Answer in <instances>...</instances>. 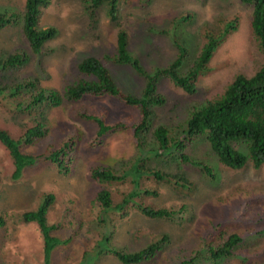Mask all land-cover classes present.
Wrapping results in <instances>:
<instances>
[{
    "label": "rangeland",
    "instance_id": "rangeland-1",
    "mask_svg": "<svg viewBox=\"0 0 264 264\" xmlns=\"http://www.w3.org/2000/svg\"><path fill=\"white\" fill-rule=\"evenodd\" d=\"M123 0L116 21L110 19L108 6L101 5L95 19L84 7V0H53L43 12L41 27L56 28L57 37L46 43L40 72L37 59L17 73L18 79L34 77L42 87L63 92L64 88L83 78L79 64L89 57L101 59L111 71L118 86L126 93L140 97L146 79L129 65H119L112 57L117 54V37L121 29L129 35L130 52L136 56L148 73L168 67L177 57L178 50L171 39L161 34L176 23V35L188 49V56L181 72L192 65L203 47L202 30L216 31L238 18V29L230 34L215 53L210 70L200 77L196 93L190 95L177 88L167 78L158 84V91L165 95L167 104L156 108L152 128L147 133L146 145L155 147L154 132L159 127L179 128L188 120L189 112L198 104L219 99L239 76L254 77L264 67V55L252 28V5L239 0ZM25 0H0V12L22 13ZM187 20H182V18ZM224 20V24L222 23ZM21 26L13 25L0 31V56L5 57L28 45L21 36ZM89 113L104 112L112 123L138 121L140 112L106 97L84 98L79 103L66 102L57 109H47L45 124L49 136L37 146L24 150L40 154L47 145L61 140L62 129L76 127L85 136L84 144L91 141L98 130L95 124L80 118L78 110ZM34 116L12 115L0 103V127L14 135L33 125ZM65 136V134H64ZM247 152L245 145L240 146ZM192 159L211 166L216 174L212 179L199 168L182 165L179 156L147 153L146 165L177 178H186L192 188L180 192L165 183L144 179L148 188L159 190V197L146 202L157 207H181L186 209L174 221L151 220L139 212L128 218H113L107 225L99 222L91 210L90 202L101 186L90 178L91 169L109 163L116 169L130 165L140 158L139 149L129 133L111 135L103 147L82 146L69 175L61 174L50 163H38L25 170L22 178L12 180L14 164L0 145V214H21L37 210L43 196L53 194L55 203L48 212V221L59 226L53 236L74 242L68 247H57L51 264H84L85 253L97 247L104 236H111L110 244L129 253L140 251L156 238L168 236L159 255L142 264H176L178 259L198 257L196 264H213L207 258L206 247L217 245L233 233L242 235L244 241L237 255L221 264H264V166L256 170L248 163L242 170L225 167L213 152L206 139H200L187 148ZM159 154V153H158ZM118 194L129 191L126 186L110 187ZM242 200L249 202L241 204ZM249 211L246 224L235 219L239 212ZM259 223V224H258ZM263 226V227H262ZM257 229H261L260 231ZM259 232V233H256ZM45 242L37 224H22L9 219L0 229V264H46ZM199 253V254H198ZM91 264H122L112 255L96 256ZM91 260V259H90Z\"/></svg>",
    "mask_w": 264,
    "mask_h": 264
},
{
    "label": "trees",
    "instance_id": "trees-1",
    "mask_svg": "<svg viewBox=\"0 0 264 264\" xmlns=\"http://www.w3.org/2000/svg\"><path fill=\"white\" fill-rule=\"evenodd\" d=\"M53 0H25L22 13L14 11L0 12V31L13 25L21 26V36L28 45L27 50L21 49L5 57L0 56V103L12 115L27 114L34 116L33 125L24 128L21 132L13 134L6 128L0 127V145L5 149L14 164L12 180L22 178L26 169L38 163H50L61 174L69 175L77 160L82 146L88 148H101L107 139L116 133H129L140 152V158L135 159L130 165L116 169L111 164L102 163L91 169L90 178L101 186L96 196L90 202L93 214L99 222L107 225L113 218L124 220L133 212H139L147 219L174 221L184 213L186 207H157L146 202L148 198H157L160 193L156 188H148L143 184L144 179H153L157 183H165L172 188L185 192L192 188L186 178H177L161 170H156L146 165L145 154L179 156L182 165L199 168L212 179L216 178L214 169L202 162H198L187 153V148L200 139H206L220 162L231 170H242L248 163H252L256 170L264 166V67L257 74L248 78L239 76L230 84L226 92L219 99L205 105L198 104L189 112L185 125L179 128L164 126L155 130L157 140L155 147L146 145L147 133L152 128L155 109L167 104L165 95L158 91V84L164 78L169 79L174 86L182 89L187 94L197 91V83L210 70V63L231 33L238 29V18H233L221 31L212 28L202 30L203 47L200 54L193 61L185 73L181 72L186 63L188 49L176 35V23L161 34L167 35L178 50L176 59L166 68L157 69L148 73L143 68L140 60L130 52L129 35L121 29L117 37V54L112 57L113 62L119 65H129L146 79V86L140 97L126 94L116 83L111 71L104 62L96 57L83 60L79 72L83 78L64 88L59 92L53 88L42 87L34 77L18 79L17 73L23 70L33 60L37 59L39 71L43 72L42 59L45 45L57 37L56 28L43 29L41 21L43 12L49 8ZM123 0H84V7L92 19L96 18L97 10L101 5L108 6V15L116 21L119 16L120 4ZM151 0H144L148 3ZM246 5H252V28L264 55V0H239ZM182 20H187L186 17ZM227 22L224 20L222 23ZM113 98L120 103L135 107L140 112L138 121H120L112 123L107 114L89 113L78 110L80 118L89 121L98 128L95 137L84 144L85 136L73 127L60 131L63 137L49 143L40 153H29L24 149L28 146H37L49 136L50 128L45 124L47 109H57L66 102L79 103L84 98L103 99ZM65 134V136H64ZM245 145L247 152L240 146ZM159 153V154H158ZM130 190L117 194L113 186H126ZM53 194L43 196V202L37 210L26 211L21 214H0V229L4 228L9 219L19 220L22 224H37L45 242L46 264H51L50 259L57 247L71 245L77 233L67 239H60L52 233L59 226L48 221V212L55 203ZM249 200H242L246 205ZM244 211V210H243ZM250 212H239L235 219L246 224L245 216ZM259 224V223H258ZM263 227V226H262ZM264 229V228H261ZM257 229V230H261ZM259 233V232H256ZM264 234V230L260 235ZM111 236H104L97 247L91 252H86L84 264H91L96 256L112 255L122 264H142L156 259L164 246L169 243V237L164 235L156 238L146 248L129 253L114 248L110 244ZM246 239L233 233L217 245L209 244L206 247L207 258L213 264H221L227 259L237 255L236 249ZM199 254V253H198ZM91 259V260H90ZM198 257L189 260L179 258L176 264H196Z\"/></svg>",
    "mask_w": 264,
    "mask_h": 264
}]
</instances>
